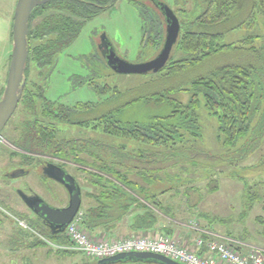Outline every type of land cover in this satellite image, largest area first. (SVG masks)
I'll use <instances>...</instances> for the list:
<instances>
[{"label": "trees", "instance_id": "1", "mask_svg": "<svg viewBox=\"0 0 264 264\" xmlns=\"http://www.w3.org/2000/svg\"><path fill=\"white\" fill-rule=\"evenodd\" d=\"M112 1L58 0L37 7L30 18L26 78L32 64L36 69L50 64L49 57L70 47L88 21L116 3L111 4ZM129 1L134 5L137 3L136 0ZM199 1L195 3L202 7L199 16L180 21L176 51L182 56L177 59L173 56L160 72L163 74L160 80L177 77L224 53L244 55L239 62L215 68L197 77L191 85L162 87L130 102L110 105L107 121L91 119L75 125L90 129L93 135L70 141L61 140L59 131L53 126L56 123L66 125L68 121L59 122L52 112L38 113L41 96L36 93L40 84L33 83V89L29 92L26 88L22 96L19 106L26 105L33 120L26 121L20 140L14 145L32 155L16 151L13 154L22 157L25 166L41 161L35 155H43L65 158L87 167L84 170L88 184L85 195L95 205L83 211L82 229L93 239V232L104 231L107 235L127 222L133 232H149L157 228L162 216L174 219V211L181 205H188L191 211L196 209L201 197L198 200L190 198L196 181L174 180L169 170L184 164L206 169L219 165L218 157L194 146L204 139L200 125L202 105L218 124L219 141L228 149H237L233 152L236 162L245 161L264 144V35L259 46H255L253 36L225 45L223 34L210 31L213 26L241 14L245 18L236 27L255 25L259 18H264V0ZM181 13L186 14L183 9ZM141 15L145 16L143 12ZM155 24L160 27V20ZM246 54L252 58L248 60ZM156 81L159 80H153ZM119 95L118 101H122L125 95L116 90L111 99ZM137 105L141 106L144 118L126 116V111ZM254 168L258 172L264 171V154ZM183 172L187 173L188 169ZM257 183L261 182L256 181L254 185ZM251 185L245 183L243 193L247 210L262 201L260 195L251 193ZM219 190L216 179L207 184L209 194ZM173 200L178 204H172ZM41 225L40 219L31 221L30 231L25 232L33 247L45 246L48 242L71 245L66 231L60 234L49 230L39 232Z\"/></svg>", "mask_w": 264, "mask_h": 264}, {"label": "rangeland", "instance_id": "2", "mask_svg": "<svg viewBox=\"0 0 264 264\" xmlns=\"http://www.w3.org/2000/svg\"><path fill=\"white\" fill-rule=\"evenodd\" d=\"M162 1L168 3L173 8L181 22L199 16L202 9V7L196 6V4L200 3L199 0ZM17 2L18 0H0V92L6 85L11 62L12 27ZM138 2L141 3L139 4L142 7L141 9H138L129 0H117L112 7L107 8L98 16L88 21L77 40L70 47L49 57L50 64L44 65V68L40 66L39 68L41 69H36V66L32 64L33 66H31L27 76L28 84L31 87H34L33 83L40 84L41 87L44 86L48 90L46 95L53 101L58 96L66 94L70 89L72 91L70 96L63 101L68 106L78 101H96L93 89L81 87L77 82L78 77L89 73V65H92L93 61L90 58L95 51L93 39L99 40L103 35L111 42L116 54L123 60L132 64H142L152 60L160 49L159 43L163 39V35L161 37L163 28L158 27L155 24L156 21L154 22V15L158 13H156L150 1L138 0ZM182 9L187 17L181 13ZM140 12H143L146 17H142ZM243 18H245V15L241 14L239 17L232 18L229 22L213 26L210 28V31L223 34L224 39L222 43L225 45L235 44L249 36H253L255 38V46H259L263 41L264 18H259L255 25L249 27H236ZM144 34L145 40L143 39ZM258 35L262 36V38H257ZM173 56L177 59L182 56V53L176 51ZM243 56L236 53L220 54L209 59L200 67L193 70L188 69V71L177 77L167 80H160L163 75L160 73L119 75L109 72V76L106 79L101 78L98 80V83L102 84L103 81H106V86L109 87L110 108V105H120L121 103L130 102L141 95L152 94L158 88L191 85V82L197 77L223 65L236 61L239 62ZM251 58V55L248 56V60ZM153 80L159 81L153 82ZM152 83L156 85H150ZM72 84L74 88H72ZM115 90L125 95L122 101H118L121 98L120 95L111 99ZM42 105V102L38 105L37 111L40 114L43 113ZM25 106L23 104L19 106L0 139V208L6 212V215L0 213V264H4V262L6 264H19L17 263V259L20 262L21 259L25 260L27 264L95 263L96 261L89 260L78 252L65 253L63 252L65 250H59L48 243L45 246L36 247L37 249H34L30 254L17 248V239L13 233L26 241L27 237L25 236V232L19 231L15 227L14 220L7 217V214L16 218L18 217L20 221L26 223L28 226L29 223L31 224V221L38 220L21 201L18 191L28 193L31 188L33 192L49 202L51 206H66L69 202V196L64 187L53 181L42 180L40 169L35 162L32 166H25L23 165L24 160L22 157L13 154L15 149H12L11 146L15 147L14 143L20 140L24 125L28 121L33 120L31 111ZM48 108L53 111L55 110L52 103ZM140 109L141 106L137 105L133 110H127L125 114L132 118L142 119L144 116ZM208 112L202 105L200 125L204 139L194 146H197L199 150L201 149L210 155L218 157L219 165L216 168L206 169L184 164L185 166L169 170L174 180L183 178L187 181H196L194 187H192L195 190L191 193L190 198L194 197L198 200L201 197L194 211H191V207L188 205L189 208L186 205V207L184 205L177 207L174 211L175 218L177 216L178 221L185 222L190 229H196L195 232L197 230H208L217 233L214 235L216 236L214 237L216 241L226 242L243 254L250 248L264 251V171L258 172L254 168L264 154V144L247 157L245 161L236 162L233 152L237 149H228L222 144V141H219L216 132L218 124L214 117L208 115ZM53 126L59 131V138L61 140L68 139L70 141L75 138H89L91 134L93 135L90 129H82L79 126L70 127L58 123ZM233 159L234 162H232ZM21 167L29 171L27 176L17 179L8 177V175H12L15 170ZM67 169L76 177L79 184H81L80 186L84 187L85 191H87L88 184L87 176L84 172L85 169L80 170V167L79 169L67 167ZM184 169H188V172L184 173ZM213 179L219 181L220 190L209 194L207 184ZM11 180H15V188H12V184L14 183ZM256 181H260L261 183L259 185L257 183L258 186L254 185ZM245 183L252 184L250 186L251 193H257L262 198V201L256 202L251 210L245 209L244 206L243 193ZM183 201H185V197H183ZM171 203L174 205L178 204L174 200ZM5 227L10 228L12 233ZM6 259L8 260L5 261Z\"/></svg>", "mask_w": 264, "mask_h": 264}, {"label": "water", "instance_id": "3", "mask_svg": "<svg viewBox=\"0 0 264 264\" xmlns=\"http://www.w3.org/2000/svg\"><path fill=\"white\" fill-rule=\"evenodd\" d=\"M53 1L58 0H18L16 4L12 27L11 62L6 85L2 89L0 98V139L16 113L26 88V72L29 63L28 38L30 33V18L37 7ZM116 1L113 0L111 4ZM158 7L164 13L167 23L166 36L160 51L152 60L146 63L132 64L120 58L110 42V54L107 60L113 73L119 75L158 74L169 64L176 51L181 33V24L177 15L168 5L160 3ZM101 39L103 43L109 41L105 35ZM106 48L108 49L107 45ZM11 148L20 151L13 146ZM28 174L29 171L26 169H18L12 175H9V177L11 179H17ZM45 175L66 188L70 195V201L67 207L55 208L36 194L34 196H28L23 191H18V193L27 207L38 216V219L42 220L48 226L53 234L64 233L81 210V186L71 175L54 165L48 166ZM126 263L179 264L164 256L152 253H125L97 261L93 264Z\"/></svg>", "mask_w": 264, "mask_h": 264}, {"label": "built area", "instance_id": "4", "mask_svg": "<svg viewBox=\"0 0 264 264\" xmlns=\"http://www.w3.org/2000/svg\"><path fill=\"white\" fill-rule=\"evenodd\" d=\"M83 214H78L66 230L70 246H55L59 250H69L92 260H103L125 253H152L164 256L179 264H264V251L250 248L245 254L225 242L196 241V249L189 248L178 239L164 233L153 236L126 237L118 240L91 238L82 229ZM27 229L25 223H20ZM205 248L206 252L200 254Z\"/></svg>", "mask_w": 264, "mask_h": 264}, {"label": "flooded vegetation", "instance_id": "5", "mask_svg": "<svg viewBox=\"0 0 264 264\" xmlns=\"http://www.w3.org/2000/svg\"><path fill=\"white\" fill-rule=\"evenodd\" d=\"M149 1L153 5V7L155 8L156 13H158L160 15L159 16L158 14H155L154 15V21L157 22V20L159 19L160 23H161L160 27L163 28L161 31V34L163 32V39H162L163 41L161 43H159L160 49H161L163 46L164 40H165V36H166L167 23H166V18L164 16V13L161 11L160 7H158V6L160 3H164V4L168 5L172 10H173V8L168 3H166L162 0H149ZM136 2H137L136 4H138V5H135V6H137L138 9H141L142 7L139 6V4H141V3H139L138 0H136ZM174 13H175V11H174ZM177 17H178V15H177ZM178 19H179V17H178ZM179 21H180V19H179ZM101 38L102 37H100L99 40L93 39L95 51H94V54L90 58L91 61H93L92 65L91 66L89 65V69H88L89 73H87L85 76L78 77L79 79L77 82L81 87H87L89 89H93V92L96 96V101L95 100L78 101V102H75L72 105L68 106V105L64 104L63 101L70 96V94L72 92L70 89L66 94H64L60 97L58 96L53 101V100H50L48 98V96L46 95L48 90L46 88H44V86H42V87L40 86V87H37L39 89L36 88L38 91V93H36V94L41 96L39 101L42 102V104H43L42 105L43 106L42 109L44 112L43 114H45L46 112H49V113L52 112V114L56 120L68 121V124H66V125L70 126V127L71 126L73 127V126L80 124V123H84L85 121L91 120V119H93V120L97 119L98 120V119L102 118L103 120L105 119V121L108 120V117H109V87L106 86L107 85L106 81H103L102 84H99L98 80H100L101 78L106 79L109 76V72H112L111 67L109 66L108 60H107V57L110 54V49H109L110 42L107 41V43H105V42L103 43ZM143 39L145 40V34H144ZM106 45L108 46V49L106 48ZM160 49L157 51V53L160 51ZM93 63H94V65L96 64L95 67H94ZM44 67L45 66H42V68H44ZM39 69H41V68H39ZM28 85L29 84L26 83V88H28L27 90L30 92V90L33 89V87H31L30 85L28 86ZM26 88H25V90H26ZM72 88H74L73 84H72ZM25 90H24V92H25ZM51 103L53 104V106L55 108L54 111L52 109L50 110L48 108ZM49 120H50V118H49ZM82 129H86V128L83 127ZM20 151H19V153H27L24 151H21V152ZM27 154L32 155L30 153H27ZM34 157H39V159L41 160L39 162L35 161V163L37 164V167L40 169V175H41V178L43 181H48V182L53 181V182L57 183L56 181L48 178L45 175L46 170H47L49 165H54V166L59 167L60 169L64 170L69 175H71L77 182H78V180L76 179V177H74L68 171L67 167L76 168V169H79V167H80V169H85V170L87 169V167H83L82 165L76 164V163H74L68 159H65V158H57L54 156L52 157V156H43V155H40V156L35 155ZM35 163H33V164H35ZM19 169H25V168L21 167ZM8 177H9V175H8ZM43 183L45 184V182H43ZM57 184H59V183H57ZM59 185H61V184H59ZM62 187H64V186H62ZM64 189L66 190L65 187H64ZM23 192L28 194V196H34V194H36L35 192H33V190L31 188H30V191L28 193L25 191H23ZM67 194L69 196V201H70V195H69L68 191H67ZM39 197H41V196H39ZM43 200L45 202H47L45 199H43ZM21 201L23 202L22 199H21ZM47 203L49 204V202H47ZM68 205H69V202L66 206H60V207H56L53 205L52 206L55 208H64V207H67ZM25 206L27 207L26 204H25ZM36 217L38 218V216H36ZM41 224L42 225H41V227H39V232H40V230H42L43 232H45L47 230L51 231L48 228V226H46L42 222V220H41Z\"/></svg>", "mask_w": 264, "mask_h": 264}, {"label": "crops", "instance_id": "6", "mask_svg": "<svg viewBox=\"0 0 264 264\" xmlns=\"http://www.w3.org/2000/svg\"><path fill=\"white\" fill-rule=\"evenodd\" d=\"M39 85V84H38ZM17 151V150H15ZM19 152V151H17ZM13 181L14 184H12V188H15L14 185H15V180H11ZM81 185V184H80ZM88 190V188H86ZM81 190H82V207H81V211L83 212L84 210L88 209L89 207H92L95 205L94 201L92 199H89V198H84L86 197L85 193L87 191H85L84 187H81ZM39 193V192H38ZM45 197V196H44ZM87 200V201H85ZM84 201V203H83ZM55 204V203H54ZM87 208H85L86 206ZM59 206V205H58ZM60 207V206H59ZM0 213L6 215V212H4L1 208H0ZM7 217H10L12 218L15 223V227H17V229L19 231H24L26 232L25 230H23L20 226H19V221H18V217H14L12 215L9 216V214L7 215ZM10 233H12L10 231V228L8 227H5ZM196 229H190V227H187V224L185 222H179L178 219H177V216L176 218L174 219H171V218H167V217H164L162 216L160 218V221H159V225L157 226V228H155L154 230L152 231H149V232H133L129 229V223H125V224H120L116 231L114 232H110V234H107L105 235L103 232L104 231H96L92 233V236L98 240V241H101V240H118V239H123V238H126V237H143V236H153L155 234H158L159 232H163V233H167L168 235H171V236H174L176 239H178L181 243L187 245L189 248H193V249H196V241L198 239H203L205 242H208V241H212V240H215L216 235L217 233H214L213 231H208V230H204V231H201V230H197V232H195ZM33 232V231H32ZM205 234V235H204ZM13 235L15 236V238L17 239V248L21 249V250H24L25 253H32L34 249H37L36 247H33L30 243V239L28 238L27 236V241L26 240H23L22 238H20L19 236H17L16 234L13 233ZM204 235V236H203ZM26 236V235H25ZM39 237V235H38ZM41 238V236H40ZM220 239V238H219ZM222 240V239H220ZM54 243L50 244L54 247L53 245ZM206 249L205 248H202V250H200V254H203V251H205ZM206 252V251H205ZM8 259H6L5 261H7ZM17 263L19 264H27V262L25 260H22L21 259V262L18 261L17 259ZM4 264H6L4 262Z\"/></svg>", "mask_w": 264, "mask_h": 264}]
</instances>
